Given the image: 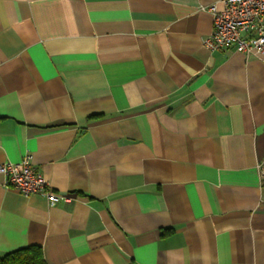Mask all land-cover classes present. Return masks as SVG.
<instances>
[{
  "label": "crops",
  "instance_id": "1",
  "mask_svg": "<svg viewBox=\"0 0 264 264\" xmlns=\"http://www.w3.org/2000/svg\"><path fill=\"white\" fill-rule=\"evenodd\" d=\"M218 0H0V254L264 264V53L210 49Z\"/></svg>",
  "mask_w": 264,
  "mask_h": 264
},
{
  "label": "built area",
  "instance_id": "2",
  "mask_svg": "<svg viewBox=\"0 0 264 264\" xmlns=\"http://www.w3.org/2000/svg\"><path fill=\"white\" fill-rule=\"evenodd\" d=\"M203 9L213 16L212 32L205 39L210 49L234 46L247 54L264 53V0H218ZM31 161V154H26L19 162L0 164L7 186L25 195L40 193L51 205L71 200L70 195L55 193Z\"/></svg>",
  "mask_w": 264,
  "mask_h": 264
},
{
  "label": "trees",
  "instance_id": "3",
  "mask_svg": "<svg viewBox=\"0 0 264 264\" xmlns=\"http://www.w3.org/2000/svg\"><path fill=\"white\" fill-rule=\"evenodd\" d=\"M0 264H47L41 246L31 245L0 254Z\"/></svg>",
  "mask_w": 264,
  "mask_h": 264
}]
</instances>
